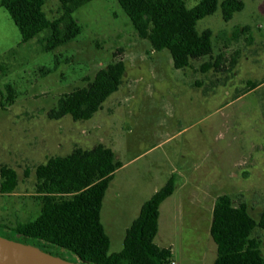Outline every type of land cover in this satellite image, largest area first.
Instances as JSON below:
<instances>
[{
    "label": "rangeland",
    "instance_id": "rangeland-1",
    "mask_svg": "<svg viewBox=\"0 0 264 264\" xmlns=\"http://www.w3.org/2000/svg\"><path fill=\"white\" fill-rule=\"evenodd\" d=\"M185 1L193 8L201 0ZM244 2L229 22L221 8L198 22L200 33L212 31L213 52L183 70L174 67L169 51L157 52L139 37L117 0H93L78 9L74 17L81 35L49 53L40 42L46 32L20 45L19 29L0 7V169L8 167L18 177L12 193L0 191V234L17 239L16 224L39 216L38 166L99 144L127 164L115 173L103 201L110 253L122 251L142 204L172 176L176 190L160 207L155 238L159 247L172 249V262L214 264L211 225L221 195H229L236 207L246 203L259 222L264 216V0ZM59 7L58 0L46 1L49 19L59 16ZM117 61L126 65L123 83L92 119H49L63 95L87 86ZM208 62L214 67L204 73ZM253 237L261 240L264 255V229L257 227ZM50 252L74 259L54 247Z\"/></svg>",
    "mask_w": 264,
    "mask_h": 264
},
{
    "label": "trees",
    "instance_id": "trees-1",
    "mask_svg": "<svg viewBox=\"0 0 264 264\" xmlns=\"http://www.w3.org/2000/svg\"><path fill=\"white\" fill-rule=\"evenodd\" d=\"M47 0H0V7L11 16L21 34L20 45L37 39L45 52L70 44L82 33L74 13L93 0H58L59 16L49 19L44 11ZM141 39L157 52L169 51L174 67L183 70L191 61L213 52L211 30L199 32L198 22L219 8L229 22L244 10V0H201L189 8L185 0H117ZM210 62L202 72L213 68ZM126 72L123 61L109 64L97 72L87 86L63 95L48 117L60 120L71 116L87 121L102 109L110 96L118 92ZM12 102V88L7 87ZM122 167L111 148L99 144L92 149L76 148L67 156L51 157L36 169L37 194L42 208L39 216L17 223L14 232L25 242L37 240L42 246L56 247L97 264H171V248L155 243L159 231L160 206L176 190V177L147 200L137 219L126 231L122 251L110 253V238L101 221L106 192L114 174ZM0 191L12 193L18 184L14 170L0 169ZM257 227L264 229V216L257 222L246 203L234 206L229 195L217 198L211 236L217 245L214 264H264L261 240L253 237ZM6 232L7 237H11Z\"/></svg>",
    "mask_w": 264,
    "mask_h": 264
},
{
    "label": "water",
    "instance_id": "water-1",
    "mask_svg": "<svg viewBox=\"0 0 264 264\" xmlns=\"http://www.w3.org/2000/svg\"><path fill=\"white\" fill-rule=\"evenodd\" d=\"M17 237L14 239L0 234V264H97L66 251L64 252L72 255L74 259L62 257L50 252L48 247L25 242L20 235Z\"/></svg>",
    "mask_w": 264,
    "mask_h": 264
},
{
    "label": "crops",
    "instance_id": "crops-1",
    "mask_svg": "<svg viewBox=\"0 0 264 264\" xmlns=\"http://www.w3.org/2000/svg\"><path fill=\"white\" fill-rule=\"evenodd\" d=\"M126 165H127V164L122 163V167H121L118 171H116V173L119 172L120 170H122ZM114 177H115V174H114ZM114 177H113V180H114ZM113 180H112V181H113ZM156 192H157V191H156ZM156 192H155V193H156ZM155 193H154V194H155ZM154 194H153V195H154ZM153 195H152V196H153ZM152 196H151V197H152ZM151 197H150V198H151ZM171 197H172V196H171ZM171 197H169L166 201H164V202L162 203V205H163L165 202H167ZM150 198H149V199H150ZM149 199H148V200H149ZM145 202H146V201H145ZM145 202H144V203H145ZM144 203H143V204H144ZM143 204H142V206H143ZM162 205H161V206H162ZM142 206H141V208H142ZM161 206H160V207H161ZM140 211H141V210H140ZM159 218H160V217H159ZM136 219H137V218H136ZM133 222H134V221H133ZM172 252H173V251H172Z\"/></svg>",
    "mask_w": 264,
    "mask_h": 264
},
{
    "label": "built area",
    "instance_id": "built-area-1",
    "mask_svg": "<svg viewBox=\"0 0 264 264\" xmlns=\"http://www.w3.org/2000/svg\"><path fill=\"white\" fill-rule=\"evenodd\" d=\"M171 264H176L175 262H172Z\"/></svg>",
    "mask_w": 264,
    "mask_h": 264
}]
</instances>
